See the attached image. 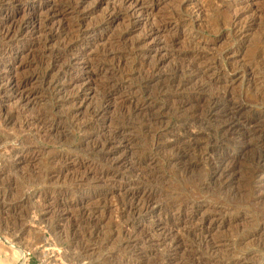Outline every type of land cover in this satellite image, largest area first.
<instances>
[{"label": "rangeland", "instance_id": "374dc122", "mask_svg": "<svg viewBox=\"0 0 264 264\" xmlns=\"http://www.w3.org/2000/svg\"><path fill=\"white\" fill-rule=\"evenodd\" d=\"M6 25L0 264H264V175L246 171L259 144L218 132L207 100L192 126L183 101L230 90L264 115V70L241 72L264 48V0H0ZM210 146L234 161L224 185ZM143 186L155 199L132 218Z\"/></svg>", "mask_w": 264, "mask_h": 264}, {"label": "bare ground", "instance_id": "6f19581e", "mask_svg": "<svg viewBox=\"0 0 264 264\" xmlns=\"http://www.w3.org/2000/svg\"><path fill=\"white\" fill-rule=\"evenodd\" d=\"M10 18V17H9ZM8 18V20H9ZM10 21V20H9ZM8 21V23H9ZM7 23V24H8ZM2 27V26H1ZM1 29V33L2 36L8 37L11 36L10 33L12 31H14L15 28L9 26H5L2 27ZM18 28V27H16ZM20 29V28H19ZM17 30V29H16ZM15 32V31H14ZM12 32V33H14ZM2 38V37H1ZM252 55V54H251ZM248 61V60H247ZM197 62V61H196ZM153 65V64H152ZM197 64L192 62L191 64H188L186 66L182 65H177L180 67V70H194V66H196ZM254 67H256L257 69H262L264 70V48H257V51H255V53L253 54L251 60L249 61L248 65L246 67H244L242 69V74L245 73H250L253 75V73L255 72ZM156 68V67H155ZM174 69V71L176 70ZM259 69L257 71H259ZM181 72V71H180ZM184 72V71H183ZM187 72V71H185ZM195 72V71H194ZM188 73V72H187ZM176 74V73H175ZM170 76V75H169ZM173 76V75H171ZM177 76V75H176ZM174 77L173 79L169 80L170 84H173L177 81V77ZM181 76V75H180ZM144 77V76H143ZM52 78V77H51ZM142 79V78H141ZM165 79V78H164ZM168 79V78H167ZM261 84L264 85V76H262L261 78ZM180 80V79H179ZM144 81V80H143ZM152 81H160V77L159 76H149L145 79L146 83H150ZM162 81V80H161ZM45 83H51L50 81L46 80V77L44 79ZM177 83V82H176ZM175 83V84H176ZM52 84V83H51ZM144 84V83H143ZM151 84H154V82H152ZM164 84V83H163ZM150 85V84H149ZM158 85V84H157ZM162 85V84H161ZM160 85V86H161ZM166 85V84H165ZM151 86V85H150ZM163 86V85H162ZM167 86V85H166ZM154 87V86H153ZM159 87V86H158ZM169 87V86H167ZM165 88V87H164ZM158 89V88H157ZM160 89V88H159ZM164 90V89H163ZM258 90V89H256ZM261 90V89H260ZM262 90H264V87H262ZM159 91V90H158ZM230 91V90H229ZM229 91H223V94H219L220 98H224L221 103H220V99L219 97L217 98V96L212 97V95L208 96H202V95H196L195 97H192L191 99L195 102L194 105L191 99H186L183 100L186 102V104L191 108L193 107L188 114H190V116H192V120H196L195 119V115L196 112H198V110L200 111V105H198L200 102L202 104L203 100H207L206 104L207 106H205V109L203 110V119H205V121L209 122L211 120H215L218 123H215V126L218 130V132H220L221 134L224 135V137L228 136L233 138L234 137V133L237 132L239 127H242V131L241 134H239L238 136L242 137L243 139L246 137L249 138H254L256 139L257 144H259V155L258 156H254V160L251 161L252 164L249 163L250 168L248 167V169H244V171H248L247 175L249 178H253L256 175H264V119H262V116L264 115H259L256 118H249L244 116L243 112L245 111V109L247 108V103L239 100L236 102H232V99L230 98V96L232 95ZM167 93V92H166ZM262 94V96H260V99L262 97V100H264V92H260ZM158 94V93H157ZM198 94V93H197ZM183 95V94H182ZM204 95V94H203ZM166 96H169L168 94ZM162 97V96H161ZM160 97V98H161ZM232 97V96H231ZM236 97V96H235ZM158 98V97H157ZM165 98V97H164ZM206 98V99H205ZM228 98H230V100H228ZM163 99V98H162ZM166 99V98H165ZM173 99V98H172ZM180 99V98H179ZM248 99V98H246ZM164 100V99H163ZM236 100V98H235ZM261 100V102H262ZM161 101V100H160ZM173 101V100H172ZM250 102V100H249ZM253 102V101H252ZM177 103V102H176ZM180 103V102H179ZM183 103V102H182ZM252 104V103H251ZM254 104V103H253ZM180 105V104H179ZM187 105L184 108V111L187 109ZM173 106V105H172ZM178 106V105H177ZM184 107V105H182ZM202 106V105H201ZM254 106H258V105H254ZM261 107V106H258ZM257 107V108H258ZM100 109V106L97 107V109L94 112H98ZM183 109V108H182ZM256 109V108H255ZM189 110V109H188ZM93 114V113H92ZM201 114V113H200ZM200 114H198V116H200ZM246 115V114H245ZM148 117V116H147ZM152 117V116H151ZM197 118V117H196ZM39 119V118H38ZM55 119V118H54ZM58 119V118H57ZM60 119V118H59ZM200 119V118H199ZM203 119L200 120H196V121H191L192 126L198 124H201L203 126ZM37 120V119H36ZM149 120V119H148ZM147 120V121H148ZM39 121V120H38ZM56 121V120H55ZM58 121V120H57ZM56 121V122H57ZM60 121V120H59ZM153 120H151L152 122ZM204 121V122H205ZM35 123V121H33ZM150 122V123H151ZM155 122V121H154ZM153 122V123H154ZM188 122V121H187ZM213 122V121H212ZM209 124V123H207ZM214 124V123H213ZM185 125V124H184ZM189 125V124H188ZM206 125V124H205ZM53 127L54 130H56L58 128V126H60L58 123L56 125H51ZM191 126V125H190ZM197 127V126H196ZM209 127H211L209 125ZM214 127V126H213ZM199 128V127H198ZM207 128H205L206 131ZM212 130V128H211ZM215 130V129H214ZM208 131V130H207ZM211 132V131H210ZM217 132V133H218ZM206 133V132H205ZM214 133V132H212ZM211 135V134H210ZM217 135V134H216ZM214 136V135H212ZM220 137V136H219ZM218 137V139H219ZM222 137V136H221ZM237 137V136H235ZM206 138V137H205ZM208 138V137H207ZM212 139V138H210ZM229 139V138H228ZM186 140V139H185ZM193 141V140H192ZM218 141V140H217ZM176 142V141H175ZM214 142V141H212ZM231 142V141H230ZM211 143V142H210ZM222 143V142H221ZM229 143V142H228ZM108 142H104L103 144H101V147H105L108 146L107 145ZM214 144V143H213ZM227 144V143H226ZM207 145V144H206ZM230 145V144H228ZM234 145V143H233ZM236 146V144H235ZM191 147V146H190ZM221 147V146H220ZM219 147V148H220ZM223 147V146H222ZM226 147V146H225ZM97 148V147H96ZM179 148V147H178ZM192 148V147H191ZM236 148V147H234ZM103 149V148H102ZM222 149V148H221ZM96 150V149H95ZM98 150V149H97ZM189 150V148H188ZM187 149L182 150V153L179 151L178 153L175 152V155L173 156L174 160H179V159H186L189 156V152ZM204 150V149H202ZM258 150V149H257ZM199 151V150H198ZM207 153H213L214 151L216 152V155H218V148L214 147V146H210L209 148L206 149ZM223 151V150H222ZM225 151V150H224ZM214 152V153H215ZM224 153V152H223ZM223 153H219L218 157L215 158L216 162L215 165L213 164V168L211 171V179L213 181L218 182L219 184H223L226 182H229L232 179V176L234 173H232V170L234 169L233 165L234 161L232 162V160L229 162L226 157L224 155H222ZM214 155V154H213ZM227 155V154H226ZM257 155V154H256ZM171 156V155H170ZM207 156V155H206ZM210 157V156H209ZM253 158V157H252ZM251 158V159H252ZM208 159V158H207ZM213 160V159H212ZM115 161V160H114ZM236 162V161H235ZM208 163V162H207ZM242 164V163H241ZM234 172V171H233ZM245 173V172H244ZM246 174V173H245ZM105 175V174H104ZM104 177V176H103ZM204 178V177H203ZM210 178V177H209ZM239 178V177H238ZM245 182V181H244ZM249 182V181H248ZM216 183V184H218ZM240 183V182H239ZM252 186L251 189L253 190L254 188L256 190H253V194L255 195L258 191H260L262 188H264V181H253L251 182ZM224 185V184H223ZM248 185V184H247ZM246 187V186H245ZM250 188V187H249ZM141 191V189H140ZM208 191V190H207ZM155 191H152L151 189H147L143 186V192L139 195L136 196H132L131 198V202L129 201L128 206L126 207V212L128 214H130V216L135 214H141L143 212H146L147 210H149V208L151 207L150 205V201L152 203V199H155ZM247 192V191H246ZM156 193V192H155ZM192 193V192H191ZM170 194V193H169ZM181 196V195H180ZM159 198V197H158ZM172 198V197H171ZM257 198V197H256ZM182 199V198H181ZM176 200V199H174ZM183 200V199H182ZM188 199H185L184 201H187ZM178 201V199H177ZM181 201V200H180ZM175 202V201H174ZM173 202V203H174ZM179 203V202H178ZM170 204V203H169ZM176 204V203H175ZM182 204V203H181ZM153 205V204H152ZM166 205V204H165ZM168 205V204H167ZM179 205V204H178ZM258 214V213H257ZM131 216V217H132ZM127 217V216H126ZM133 218V217H132ZM202 245V244H201ZM19 255V260H20V264H26L24 261V253L22 251L18 252ZM79 257V256H78Z\"/></svg>", "mask_w": 264, "mask_h": 264}]
</instances>
